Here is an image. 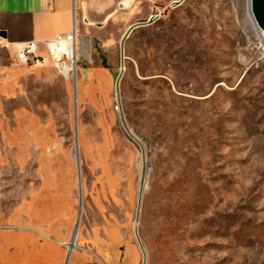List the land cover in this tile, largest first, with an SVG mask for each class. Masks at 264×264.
I'll list each match as a JSON object with an SVG mask.
<instances>
[{
	"label": "rangeland",
	"instance_id": "1",
	"mask_svg": "<svg viewBox=\"0 0 264 264\" xmlns=\"http://www.w3.org/2000/svg\"><path fill=\"white\" fill-rule=\"evenodd\" d=\"M126 1L78 0L75 77L0 43V264H66L78 223L69 264H264V34Z\"/></svg>",
	"mask_w": 264,
	"mask_h": 264
},
{
	"label": "crops",
	"instance_id": "2",
	"mask_svg": "<svg viewBox=\"0 0 264 264\" xmlns=\"http://www.w3.org/2000/svg\"><path fill=\"white\" fill-rule=\"evenodd\" d=\"M78 0H0V43L10 53L23 44L39 42L46 55L45 41L69 33L77 20Z\"/></svg>",
	"mask_w": 264,
	"mask_h": 264
},
{
	"label": "built area",
	"instance_id": "3",
	"mask_svg": "<svg viewBox=\"0 0 264 264\" xmlns=\"http://www.w3.org/2000/svg\"><path fill=\"white\" fill-rule=\"evenodd\" d=\"M39 44L37 41H30L15 49L14 53L17 60L29 66L43 65L47 60H50L63 76L68 75L72 72L70 70L73 66V50H75L76 56L79 53V34L76 20L69 33L43 42L46 47V55L40 53Z\"/></svg>",
	"mask_w": 264,
	"mask_h": 264
},
{
	"label": "bare ground",
	"instance_id": "4",
	"mask_svg": "<svg viewBox=\"0 0 264 264\" xmlns=\"http://www.w3.org/2000/svg\"><path fill=\"white\" fill-rule=\"evenodd\" d=\"M132 0H127L126 2H124L123 4L126 6H129L131 4ZM203 15V18H207L209 17V14L207 12H201ZM206 22V21H205ZM241 22L242 25L249 31H251L256 37L261 38L262 39V34H264L263 30L261 29V27L257 24V21L255 19L254 13H253V3L252 0H244V7L241 13ZM77 60V56H76V52L75 50H73V65H75V61ZM73 67V66H72ZM75 72H76V68L75 71L72 70L73 76L75 77ZM82 212V210H81ZM79 228V223L76 227V231H75V235L73 238L72 243L68 244V248L69 251L73 252V249H75V242H76V238H77V230ZM69 264V263H68Z\"/></svg>",
	"mask_w": 264,
	"mask_h": 264
},
{
	"label": "water",
	"instance_id": "5",
	"mask_svg": "<svg viewBox=\"0 0 264 264\" xmlns=\"http://www.w3.org/2000/svg\"><path fill=\"white\" fill-rule=\"evenodd\" d=\"M181 3H182V0L181 1H177V2L174 3V6H179ZM252 3H253V13H254L255 19L257 21V24L260 27L264 28V0H252ZM156 18H157V16H153L145 23H137V24L133 25L128 30V32L125 34L122 45H124V42H125L126 38L128 37V35L134 29H136V28H138L140 26H143V25L151 24V23H153L155 21ZM0 36L5 37L6 35H5V33H0ZM117 87H118V85H117ZM80 188H81V192H82V184L81 183H80ZM71 254H72V251H69L66 264L69 263L70 258H71Z\"/></svg>",
	"mask_w": 264,
	"mask_h": 264
}]
</instances>
